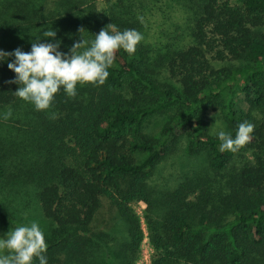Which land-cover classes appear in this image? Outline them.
<instances>
[{
  "label": "trees",
  "instance_id": "1",
  "mask_svg": "<svg viewBox=\"0 0 264 264\" xmlns=\"http://www.w3.org/2000/svg\"><path fill=\"white\" fill-rule=\"evenodd\" d=\"M95 1L0 0L5 52H30L51 28L56 39L42 42L60 41L63 53L110 24L143 36L134 54L115 53L104 85H78L75 97L61 90L47 111L16 97L18 85L7 83L15 74L0 64V185L34 186L51 223L48 264H134L143 238L136 201L147 206L152 264H264V0H166L183 23L158 7L164 20L154 28L155 0L105 9ZM211 109L233 136L252 123L250 141L221 152ZM155 117L166 118L158 131ZM179 136L202 164L173 188L152 187ZM19 144L31 154L23 165L13 162ZM9 210L0 201L1 222Z\"/></svg>",
  "mask_w": 264,
  "mask_h": 264
},
{
  "label": "clouds",
  "instance_id": "2",
  "mask_svg": "<svg viewBox=\"0 0 264 264\" xmlns=\"http://www.w3.org/2000/svg\"><path fill=\"white\" fill-rule=\"evenodd\" d=\"M56 35L52 28L43 31V36L32 42L30 52L20 48L13 52L0 50V64L7 63L8 69L15 74V78L7 83L18 85L15 96L31 103L36 111L49 110L61 90L67 96L75 97L78 85H104L114 64L115 53L123 50L132 55L143 40L142 34L135 29L120 31L110 24L91 41L81 36L68 53H63L59 50L60 41L42 42L54 41ZM11 116L9 109L3 119ZM212 127L221 142V152L237 151L250 141L254 131V125L249 122L240 123L235 136L226 132L216 119ZM46 251L45 234L37 222L10 229L0 237V264H34L36 260L39 264H48Z\"/></svg>",
  "mask_w": 264,
  "mask_h": 264
},
{
  "label": "rangeland",
  "instance_id": "3",
  "mask_svg": "<svg viewBox=\"0 0 264 264\" xmlns=\"http://www.w3.org/2000/svg\"><path fill=\"white\" fill-rule=\"evenodd\" d=\"M113 1L114 0H96L95 2L98 9H105L109 4L113 3ZM163 1L164 2L159 3L156 0L154 1V5L157 7V9H154L155 13L152 14L150 20V24L153 25V28L155 25H160L167 16L168 18L166 20L169 18H176L175 14L171 15L167 12V1ZM158 7L161 8L165 14H162V12L160 13ZM161 14L164 18L161 17ZM180 20L181 17L180 19L177 17L174 21H179V24L183 23ZM207 118L210 123L208 129L210 130L209 133L211 135L216 136L214 134V128L212 127L215 124V119L219 121L222 124L224 130L228 132L222 115L217 110H209L207 113ZM165 120L166 118L163 119L162 117H155L150 125L152 131H158L165 123ZM15 131L16 130H14V132ZM186 143L187 139L184 136H179L178 143L175 145L173 152L154 169L152 178L149 180V183L152 187L157 189L173 188L179 181L182 180V178L190 175L202 164V158L197 156H189L187 154ZM27 149L28 148H24L21 144L17 146L15 152L16 161H13L14 164L23 165V162L27 161L31 155ZM6 185L7 182L0 185V192H3V195H0V201L3 203H9V211L12 212L13 218L9 221V223H3L0 221V237H3L8 231H10V229H15L18 226H30L33 222H37L39 224L44 234L47 233L51 227V223L48 222L41 213L35 197L34 186H23L16 183V185H13L12 188H6ZM131 207L139 219L140 230L142 231L143 236L134 264H152L156 259L157 253L150 242V231L146 220L147 206L142 201H136L131 205ZM101 213L102 215L98 220V229L103 227V219L108 220L109 218V214L106 213V208L103 209Z\"/></svg>",
  "mask_w": 264,
  "mask_h": 264
}]
</instances>
